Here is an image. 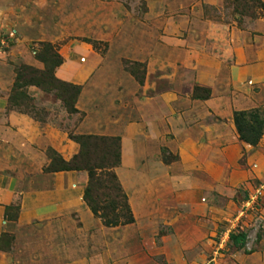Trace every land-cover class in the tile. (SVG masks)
Instances as JSON below:
<instances>
[{
    "label": "rangeland",
    "instance_id": "rangeland-1",
    "mask_svg": "<svg viewBox=\"0 0 264 264\" xmlns=\"http://www.w3.org/2000/svg\"><path fill=\"white\" fill-rule=\"evenodd\" d=\"M42 40L63 59L56 78L80 87L77 113L55 88L12 90L19 66L44 67ZM260 95L264 0H0V132L19 126L12 114L34 125L32 186L52 172L48 148L66 161L80 151L69 134L120 138L111 171L134 223L66 213V264H264V188L238 217L264 183V138L247 147L228 120L237 100ZM105 147L86 139L82 163ZM75 171L84 187L87 170Z\"/></svg>",
    "mask_w": 264,
    "mask_h": 264
},
{
    "label": "crops",
    "instance_id": "crops-1",
    "mask_svg": "<svg viewBox=\"0 0 264 264\" xmlns=\"http://www.w3.org/2000/svg\"><path fill=\"white\" fill-rule=\"evenodd\" d=\"M263 100L262 95L250 104L239 99L228 117L247 147L260 146L264 138ZM236 111L240 132L234 121ZM12 118L19 126L11 133L0 132V238L2 233L11 237L10 253L0 248V264H35L39 259V264H66L65 216L79 214L78 207H89L82 198L85 178L76 180V171H52L43 173L40 185L32 186L30 169L36 155L28 145L29 134L24 132L34 125L20 122L25 120L21 115L12 114ZM7 206L15 208L14 219L7 217Z\"/></svg>",
    "mask_w": 264,
    "mask_h": 264
},
{
    "label": "trees",
    "instance_id": "trees-1",
    "mask_svg": "<svg viewBox=\"0 0 264 264\" xmlns=\"http://www.w3.org/2000/svg\"><path fill=\"white\" fill-rule=\"evenodd\" d=\"M39 48L37 58L43 61L44 67L38 69L31 66L21 65L16 70V78L13 84L12 90L17 87H23L26 85H37L46 90L49 88H55L63 100L65 107H67L68 113H77L78 109L74 106L77 96L80 93V87L68 82L61 81L56 78L54 74L55 68L63 64V59L57 51L56 46L50 41H38ZM10 102L14 103L13 97H10ZM17 105V104H15ZM234 114L235 125L240 132V126L236 114ZM69 138L80 146V151L75 154L73 159L66 161L55 153L52 148H48L49 155H51L50 163L47 165V171H75L82 168L87 170L88 180L83 189V200L89 206L90 211L96 215L103 226L116 227L124 226L134 221V216L131 211V206L127 201V196L123 192L115 174L111 171L112 167L119 165L121 158L120 154V138L114 137H97L91 134H69ZM89 138H100L103 141L105 147L104 157L99 163H82L84 157L85 140ZM163 151L164 162H168L172 159V155H166ZM101 168V172L97 173L96 169ZM10 209L9 206L6 210ZM7 212V211H6ZM7 214V213H6ZM16 214L12 217L14 219ZM236 239H242L243 233L231 234ZM5 239V242L11 243V237L6 233H2L1 241ZM0 242V248H2Z\"/></svg>",
    "mask_w": 264,
    "mask_h": 264
},
{
    "label": "built area",
    "instance_id": "built-area-1",
    "mask_svg": "<svg viewBox=\"0 0 264 264\" xmlns=\"http://www.w3.org/2000/svg\"><path fill=\"white\" fill-rule=\"evenodd\" d=\"M3 41L4 40L1 39V42ZM262 188H264V183H260L253 193L248 194V198L246 199V202L243 204V208L242 210H240L238 217L244 213L243 210H245V212L252 211L259 206L260 203L258 198H259L260 190Z\"/></svg>",
    "mask_w": 264,
    "mask_h": 264
}]
</instances>
